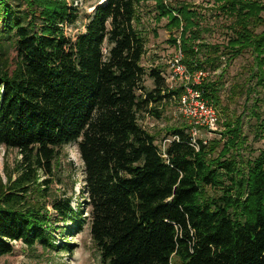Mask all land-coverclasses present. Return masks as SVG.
<instances>
[{"label":"trees","instance_id":"trees-1","mask_svg":"<svg viewBox=\"0 0 264 264\" xmlns=\"http://www.w3.org/2000/svg\"><path fill=\"white\" fill-rule=\"evenodd\" d=\"M146 1L99 4L75 38L66 26L79 12L68 0H0V145L21 156L0 175V259L16 241L54 246V220L71 223L62 228L70 234L89 219L104 264H264V148L246 158L243 129L247 113L264 138V98L251 78L234 85L232 97L248 94L239 116L221 98V80L246 52L248 77L264 87V0H211L225 21L215 42L194 2L155 0L153 18L180 31L169 41L189 71L209 72L191 85L225 117L220 137L196 146L193 123L168 127L175 139L163 148L141 119L160 118L185 85L170 87L161 68L143 65ZM71 143L84 169L77 207L54 190L76 169Z\"/></svg>","mask_w":264,"mask_h":264},{"label":"rangeland","instance_id":"rangeland-1","mask_svg":"<svg viewBox=\"0 0 264 264\" xmlns=\"http://www.w3.org/2000/svg\"><path fill=\"white\" fill-rule=\"evenodd\" d=\"M78 8L79 16L75 23L67 25L66 31L69 35L77 37L80 33L86 30L90 17L95 13V9L99 4H103V0H68ZM194 2L199 8H202L207 13V20L211 23L212 31L206 33V39L215 42L224 40L225 22L220 17L218 8H215L213 1L211 0H189ZM145 10L147 8L151 11H147L144 17L146 31H147V51L143 58V65L150 69L152 67L161 68L162 73L170 84V87H175L184 82L178 78H172L171 69L169 67V61L177 52L175 45L169 40L171 36L179 34V30H170L167 26L168 20L162 19L156 22L153 18L155 15V0L146 1ZM203 12V13H204ZM16 55L15 49L10 50V56L13 58ZM254 60V55L251 52H246L242 56L233 60L229 66L225 76L221 80V98L223 104H228L230 114L233 118L239 116L244 111L245 103L247 102L248 94L246 92L233 95L234 85L237 82L249 80L250 85L257 87L255 96L264 98V87L256 85V79L248 77L250 71L246 70V66ZM224 65V63H223ZM220 69L213 74L216 77L220 73ZM147 85L152 88V80H147ZM252 99L248 102V106L252 105ZM220 109V108H219ZM163 113L160 118L153 115H145L141 119V124L152 133H156L158 136L157 144L160 147H165L168 143V139L171 136L167 134L166 129L171 126L181 125L183 122H190V119L185 116L179 105L178 98H172V100L162 109ZM220 113V117L224 119V113ZM261 113L264 119V104L261 106ZM223 114V115H222ZM243 129L246 134L249 135L250 147L245 151V157H255L259 154L260 150L264 148V138L255 137L256 118L247 115L243 116ZM218 132H210L206 129H200L197 135L198 138L205 140H211L220 137V132L225 130V126L221 121L218 125ZM194 135V131H193ZM222 148V146L220 147ZM65 152L69 155V160H73L76 166L74 171H66L68 184L65 182L62 185H58L55 188L61 189L63 196L70 197L74 207L79 204H83L82 197V178L83 175V163L80 157L78 145L71 143L65 146ZM21 158L18 150L7 149L5 146L0 145V175L6 180V169H14L17 161ZM65 176V177H66ZM63 190V191H62ZM212 194V192H210ZM52 209V207H50ZM54 213V211L52 210ZM83 213L87 215V209L83 210ZM71 223H64L63 221L54 220L50 227V232L54 236V246L48 247L42 244H37L34 247H28L22 242H14V251L12 254L6 255L0 259V264H104L102 262V256L99 248L96 246L92 239L90 232L89 219L82 229L67 234V231H63L64 226L70 227Z\"/></svg>","mask_w":264,"mask_h":264},{"label":"built area","instance_id":"built-area-1","mask_svg":"<svg viewBox=\"0 0 264 264\" xmlns=\"http://www.w3.org/2000/svg\"><path fill=\"white\" fill-rule=\"evenodd\" d=\"M182 58L183 54L181 50L177 49V52L169 61V67L172 78H178L184 82L185 90L179 97V105L181 112L195 125L192 132L194 131L193 144L196 146L197 137L195 135H197L200 128H205L210 132L218 130L219 115L217 109L202 96L201 91L191 85V83H200L209 72L198 70L192 74L183 63ZM173 139L175 137L168 139V142H171Z\"/></svg>","mask_w":264,"mask_h":264},{"label":"bare ground","instance_id":"bare-ground-1","mask_svg":"<svg viewBox=\"0 0 264 264\" xmlns=\"http://www.w3.org/2000/svg\"><path fill=\"white\" fill-rule=\"evenodd\" d=\"M107 0H103L102 3H105Z\"/></svg>","mask_w":264,"mask_h":264}]
</instances>
